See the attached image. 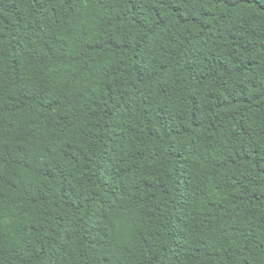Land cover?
Masks as SVG:
<instances>
[{
  "label": "trees",
  "instance_id": "trees-1",
  "mask_svg": "<svg viewBox=\"0 0 264 264\" xmlns=\"http://www.w3.org/2000/svg\"><path fill=\"white\" fill-rule=\"evenodd\" d=\"M0 264H264V0H0Z\"/></svg>",
  "mask_w": 264,
  "mask_h": 264
}]
</instances>
